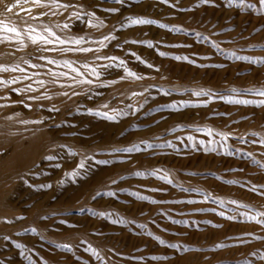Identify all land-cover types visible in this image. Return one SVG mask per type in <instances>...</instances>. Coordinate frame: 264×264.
Here are the masks:
<instances>
[{"label":"rangeland","instance_id":"1","mask_svg":"<svg viewBox=\"0 0 264 264\" xmlns=\"http://www.w3.org/2000/svg\"><path fill=\"white\" fill-rule=\"evenodd\" d=\"M59 2L0 63V264H264V3Z\"/></svg>","mask_w":264,"mask_h":264},{"label":"bare ground","instance_id":"2","mask_svg":"<svg viewBox=\"0 0 264 264\" xmlns=\"http://www.w3.org/2000/svg\"><path fill=\"white\" fill-rule=\"evenodd\" d=\"M41 1H44V0H40V4H38V5L34 4L33 0H28V3H24V1H22L18 6H13V4H9L8 8H11V10L8 11V12H5V15H6L5 16L6 18L4 20L5 26H14V27L19 28V29L20 28L21 29L28 28V27L31 26V29H35V28H32V25L34 24V25H37V27H39V29H41V31H42V28H47L46 23L42 19L38 20V22L35 21V20H32V19L29 18V15H32V16H34L36 18H39V19L43 15L46 16V17H59V16L63 15V12H61L59 10V7L51 8L50 5H45L46 2H45V4H43ZM0 8H1V6H0ZM21 9H26L27 11H22ZM17 15L18 16L20 15V17L16 18ZM21 15H24V16H21ZM26 16H28V17H26ZM60 25L61 24H59V26H57V28L60 27ZM53 27H55V26H53ZM5 32H6L5 34H7L6 36H4L5 38H0V63L6 60V52L4 50V46H6V44L8 42H11L13 40V38H14V36H13L14 33L13 34L11 33L12 35H10V32H7L6 30H5ZM23 32H24V29H23ZM32 32H34V31H32ZM20 33H21V31H20ZM35 34H37V32ZM43 34H44V30H43ZM44 35H46V34H44ZM17 38H19V36ZM28 40H26V41H28ZM30 42H32V41L29 40L28 44ZM17 43H19V42H17ZM7 59H8V57H7ZM74 71L76 72V70H74ZM76 74H74V75H76ZM74 78H76V77H74ZM33 140H36V137H33ZM23 151H24V149L22 148V146L17 145L16 149L14 151V154L15 155H20V154L23 153Z\"/></svg>","mask_w":264,"mask_h":264},{"label":"snow or ice","instance_id":"3","mask_svg":"<svg viewBox=\"0 0 264 264\" xmlns=\"http://www.w3.org/2000/svg\"><path fill=\"white\" fill-rule=\"evenodd\" d=\"M118 2H121V0H118ZM165 2H167V0H165ZM262 3H264V0H261ZM24 3H28V0H24ZM33 3L34 4H40V0H33ZM52 3L56 6V7H62V8H69L71 7V5H68V4H60L59 0H52ZM19 5V0H16V5H13V6H18ZM7 11H10L11 8H6ZM22 11H27L26 9H21ZM109 11H118V9H109ZM73 15H76V13H73ZM94 15V13H93ZM142 22H146V21H142L140 19H137L135 21V23H142ZM65 28L68 27L67 24L64 25ZM7 31V32H10V33H15L17 36H20L21 33L19 31L18 28L14 27V26H5L4 22L0 21V32L2 31ZM32 31L34 30H30L29 31V36L31 38V40L35 43L37 41H43L44 43L48 44V43H55L56 41H59L61 44H64V43H68V41L66 40H62L59 36H56V34L54 32L51 31V29H47L46 31L50 32L51 35L55 38L54 40H51L49 39L48 36L46 35H41V34H36V35H32ZM82 37L79 38V39H75L73 40L72 42L75 43V44H80L81 41H82ZM105 40L109 39V37L105 36L104 37ZM106 46V45H104ZM73 51H81V52H88V51H91V49H87V48H76V49H72ZM246 58V57H245ZM110 59H116V58H110ZM124 62L121 61V64H123ZM149 67H151V65H149ZM0 69H3L4 71H7L8 69L7 68H4L3 66H0ZM128 74L130 76H134L136 77L137 79H140L141 77L137 76L136 73L132 72L131 70L128 71ZM121 79H123V77H121ZM91 82V81H89ZM8 83H15V81H5V80H0V85H3V84H8ZM14 91H20L19 88L17 89H14ZM66 95V93H65ZM261 95H264V92L261 93ZM29 99H36V97H30ZM244 103H248L249 101H242ZM29 107H31V105H29ZM53 111H57V109H55V107H53L52 109ZM110 119H114V117H109ZM262 143H264V141H262ZM132 149H129V151H131ZM139 174V173H137ZM221 215H223V213H221ZM250 219H256L255 216H250L249 217ZM10 222V221H9ZM264 222V221H262ZM163 243V241H161ZM65 247H69L70 248V245H64Z\"/></svg>","mask_w":264,"mask_h":264}]
</instances>
